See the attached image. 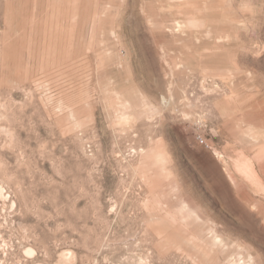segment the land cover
<instances>
[{
    "label": "rangeland",
    "instance_id": "obj_1",
    "mask_svg": "<svg viewBox=\"0 0 264 264\" xmlns=\"http://www.w3.org/2000/svg\"><path fill=\"white\" fill-rule=\"evenodd\" d=\"M0 264H264V0H0Z\"/></svg>",
    "mask_w": 264,
    "mask_h": 264
},
{
    "label": "built area",
    "instance_id": "obj_2",
    "mask_svg": "<svg viewBox=\"0 0 264 264\" xmlns=\"http://www.w3.org/2000/svg\"><path fill=\"white\" fill-rule=\"evenodd\" d=\"M197 139H198V141H199L201 144H206V145H208L207 142H206V139L204 138L203 135H198V136H197Z\"/></svg>",
    "mask_w": 264,
    "mask_h": 264
}]
</instances>
